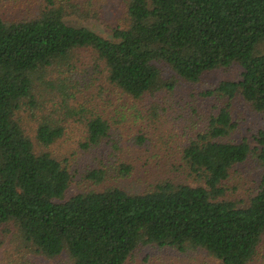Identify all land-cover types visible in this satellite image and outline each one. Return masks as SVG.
<instances>
[{"label":"trees","instance_id":"trees-1","mask_svg":"<svg viewBox=\"0 0 264 264\" xmlns=\"http://www.w3.org/2000/svg\"><path fill=\"white\" fill-rule=\"evenodd\" d=\"M35 2L20 16L0 6V245L4 236L28 251L23 264H34L31 256L127 264L144 247L201 253L200 264H264V129L252 142L229 138L234 98L264 116V0H124L118 21H103L109 36L66 20L96 17L90 4L34 0L30 8ZM235 63L237 79L199 93L226 101L182 146L183 180L164 177L139 193L118 185L69 193L75 174L50 146L70 121L83 123L86 150L111 128L83 88L102 78L103 93L141 100ZM23 114L35 124L32 136ZM249 158L259 176L245 198H231L234 168ZM133 171L119 160L84 177L105 183Z\"/></svg>","mask_w":264,"mask_h":264},{"label":"rangeland","instance_id":"rangeland-1","mask_svg":"<svg viewBox=\"0 0 264 264\" xmlns=\"http://www.w3.org/2000/svg\"><path fill=\"white\" fill-rule=\"evenodd\" d=\"M0 1L1 11L10 16L26 15L38 4L35 2L30 8L29 2L34 0H24V5L13 4L11 0ZM78 2L90 4L91 14L94 10L96 17L86 21L75 17H67L66 20L74 25H85L99 34L109 36L103 21L107 25L118 21L124 0H78ZM240 72L241 67L236 63L227 68L212 69L204 72L196 83L178 80L172 91H159L153 94V97L146 95L141 100H134L111 89H105L103 93L102 78L100 82L83 88L82 91L89 100L95 98L93 110L98 108L99 111H103L109 119L111 128L109 137L100 146L89 147L86 150L81 147L85 134L83 123L70 121L66 125L64 136L50 146L54 156L61 160L66 158L71 171L75 174L69 193L79 189H102L110 185H118L127 191L139 193L164 177L183 180L186 171L182 166V163L184 164L181 159L182 146L193 132L204 128L208 114L217 111L226 101L219 97H202L199 93L221 80L237 79ZM150 102L157 108L154 113L147 108ZM230 113L236 124L229 136L231 139L246 138L252 142L253 135L259 129H264V116L253 111L240 98L231 100ZM89 114L90 112L86 115ZM23 123L27 134L32 136L35 124L28 121L25 114H23ZM138 137H141V140L137 139ZM107 149L111 150L112 156ZM103 151H106L105 156ZM119 160L131 163L134 167L131 175L105 179V183L90 182L84 177L89 169L103 168V163L117 164ZM170 164L174 165V169H169ZM258 176L257 162L252 158L240 163L231 175L229 186H233V189L229 196L245 198L252 187L250 180H256ZM1 240L0 264L26 263L24 259L28 256V251H22L4 236ZM197 257L201 259H195L191 254H179L170 249L144 247L128 259L127 264H200L203 256L197 253ZM145 258L147 261L144 262ZM30 262L56 264L54 260L36 256H31Z\"/></svg>","mask_w":264,"mask_h":264}]
</instances>
